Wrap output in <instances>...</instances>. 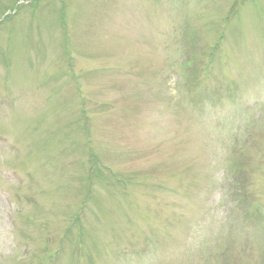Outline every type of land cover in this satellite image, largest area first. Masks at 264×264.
<instances>
[{"label":"rangeland","instance_id":"obj_1","mask_svg":"<svg viewBox=\"0 0 264 264\" xmlns=\"http://www.w3.org/2000/svg\"><path fill=\"white\" fill-rule=\"evenodd\" d=\"M0 264H264V0H0Z\"/></svg>","mask_w":264,"mask_h":264}]
</instances>
